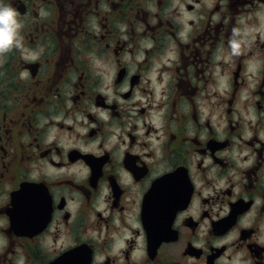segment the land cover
Instances as JSON below:
<instances>
[{"label":"flooded vegetation","instance_id":"af4514ba","mask_svg":"<svg viewBox=\"0 0 264 264\" xmlns=\"http://www.w3.org/2000/svg\"><path fill=\"white\" fill-rule=\"evenodd\" d=\"M10 3L0 264H264V0Z\"/></svg>","mask_w":264,"mask_h":264},{"label":"clouds","instance_id":"9594fccd","mask_svg":"<svg viewBox=\"0 0 264 264\" xmlns=\"http://www.w3.org/2000/svg\"><path fill=\"white\" fill-rule=\"evenodd\" d=\"M21 22L10 0H0V52L9 51L20 42Z\"/></svg>","mask_w":264,"mask_h":264}]
</instances>
